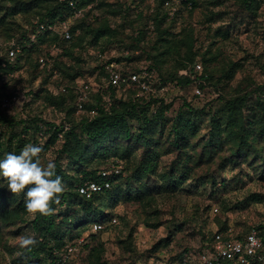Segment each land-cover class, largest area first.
<instances>
[{
  "label": "rangeland",
  "instance_id": "obj_1",
  "mask_svg": "<svg viewBox=\"0 0 264 264\" xmlns=\"http://www.w3.org/2000/svg\"><path fill=\"white\" fill-rule=\"evenodd\" d=\"M125 1L129 6L125 24L119 13L110 12V6L106 3L100 8L101 15L111 19L116 29L114 39L120 43L103 41L100 43L102 47L94 49L86 42L85 48L74 49L71 56L61 55L60 61L64 66L81 72L76 80H93L95 89L108 98L107 65L114 63L122 70L152 68L160 81L168 74L177 72L176 66L184 59L189 46L195 56L194 61L200 67L197 71L210 72L211 80L204 83L195 80L184 87L161 80L156 93L150 96L137 94L138 99L148 103L146 116L155 131L154 141L160 135L157 167L143 175V194L139 197L133 191L130 198L126 195V189L139 184L130 176L147 159L142 146L129 144V138L119 147L112 145L108 148L105 157L89 163L87 170L117 168L120 171L113 176V194L99 199L104 213H110L116 223L109 225L105 222L104 230L96 233L90 230L89 225L72 227L70 237L69 232L60 228L64 243L78 248L74 259L69 262L71 264H163L166 259H173L184 251L195 255L203 247L204 239L221 228L243 233L264 220V180L259 177L261 168L258 166H264V142H256L257 150L243 164L227 163V147L211 158L200 156L203 152L201 144L209 137L212 115L219 116L224 124L225 99L246 94L248 97L242 110L245 122L254 121L250 127L256 130L261 125L259 103L264 105V2L256 4L255 13H251L240 5V0H196L195 7L176 0L179 3H174V15H168L160 27L161 31L166 30L167 33L161 36L156 31L155 20L147 17L155 7L153 0L142 4L140 0ZM22 6L34 12L26 14L24 10H19ZM14 7L18 9L16 16L11 15ZM41 7L33 0H0V17L24 27L36 12L42 11ZM139 12L143 13L141 19L136 18ZM139 30L144 31V36L136 41ZM160 37L168 39L171 44L163 45ZM172 44L175 46L161 55L165 47ZM47 49L54 57L62 52L60 46ZM21 72L24 74V69ZM49 73L50 83L44 86V92L39 91L43 73L32 81L28 76L19 81L16 77L8 81V90H14V95L26 94L31 90L32 94H39V98L21 111H7V115L14 120L32 117L38 120L13 128L0 124V160L9 153L18 155L26 144L32 143L42 147L43 163L54 162L64 136L58 135L53 142H49L53 129L51 125L69 119L74 126H78L82 117L95 115L93 111L84 113V109L79 111L77 106L73 108L72 102L54 104L53 98L60 93L56 85L60 74L55 65ZM193 75L198 76L197 73ZM128 92L113 93V104L119 105L129 96ZM162 105H169V108L162 110L161 119H156ZM69 110L71 112L68 114ZM176 121L179 127H185L183 134L190 131L189 127L194 129V134H188L194 150L179 152L169 146L172 140L171 125ZM128 124L132 137L137 123L130 119ZM18 139L24 144L23 147L18 148ZM120 148L124 158L120 157ZM187 157L191 158L185 160ZM63 168L69 175H75L78 170L73 163L67 165L65 161ZM173 174L176 186L168 188L169 176ZM76 203L82 201L77 199ZM0 204L3 210L9 209L17 214L9 220L4 215L6 218L0 223V264L24 262L19 258L23 249L18 247L15 237L35 234L37 241L40 238L32 228L33 218L24 208V194L13 195L3 178H0ZM65 206L55 209L54 214L57 211L65 213ZM61 220L58 218L56 225ZM12 221L13 224H6ZM91 235L95 239L91 240ZM86 243L87 247L84 246ZM44 264H48V261Z\"/></svg>",
  "mask_w": 264,
  "mask_h": 264
},
{
  "label": "trees",
  "instance_id": "obj_2",
  "mask_svg": "<svg viewBox=\"0 0 264 264\" xmlns=\"http://www.w3.org/2000/svg\"><path fill=\"white\" fill-rule=\"evenodd\" d=\"M78 7H86L90 3H97L94 9L97 12V16L94 19H78L72 25L73 36L70 40L62 39L58 34H42L37 38L32 39V30L29 27L32 25L33 21H38L40 23H55L57 20L67 19L69 17V7L65 1L60 0H33L35 3H40L42 5L41 12H36L34 17H31L29 21L24 25V27H18L15 21H0V44H4L12 38L16 39L21 44V49L19 53L13 58V60L3 59L0 60V96L9 97L14 95L16 92L14 90H8V81H11L16 77V80L19 81L24 76L32 79L38 77V74L43 73L40 79V92L43 91L44 86L50 83L51 74L53 66L59 71V78L56 82L57 87L59 88V95L56 98H53L54 104L63 105L66 101L73 103V108L77 106V84L76 78L80 77L81 72L76 69L73 70L71 67H66L60 61V57L71 56L73 50L76 48L84 47V43L89 42L88 46L91 48H100L101 42L107 43H120V41H115L114 36L116 35V29L113 27L111 19L106 15L102 16L100 13V8L105 5L110 6L111 13H119L123 18V23L125 24V18L127 17L129 6L126 4L125 0H75ZM147 0H140V4ZM182 3L188 5L191 4V7L196 6V0H180ZM155 7L151 10V13L147 16L153 18L156 23V31L162 36L166 34L167 31H161L160 27L162 23L168 18V9L164 5L163 0H153ZM264 2V0H240V5L243 8L248 9L251 13H255L254 7L256 4ZM181 3V4H182ZM148 7V11H149ZM19 10H24V13H33L34 11H29L27 7L22 6ZM18 9L15 10V7L11 10V15L16 16ZM3 15H6L3 14ZM141 19L143 13L139 12L137 17ZM35 18V19H34ZM132 22V21H130ZM78 30V33H74L75 30ZM144 36V31H138V38L136 41L142 40ZM160 42L163 45L171 44L168 39L160 37ZM54 46L62 47V52L56 57L52 56V68L48 69L46 67H40L38 59L41 56H49L47 48H52ZM175 44L165 47V50L161 53L166 54L167 49H171ZM44 48V50H43ZM85 48V47H84ZM43 50V51H42ZM4 52V51H3ZM195 56L191 53L190 46L187 47L186 55L183 60H180L179 64L176 66L175 74H168L166 78L160 79V81L169 80L171 84L179 85L180 87L187 86L195 80L199 82L202 81L208 82L211 80V73L206 70H201L198 72L195 70L194 65L198 64L194 61ZM130 61V60H129ZM132 61V60H131ZM156 61V58H154ZM108 61V63H110ZM100 67V69H102ZM24 69V74L21 72ZM140 69V68H139ZM122 70V69H121ZM138 69H126L122 71L133 72ZM180 70H183L185 73H178ZM43 71V72H41ZM48 74H45V73ZM198 74L193 75V74ZM37 74V75H36ZM158 79L159 76L157 75ZM53 83V81L51 82ZM165 83V82H164ZM65 87V91H61V88ZM202 87V84H200ZM107 94L112 96L114 91L110 88H106ZM29 90L26 94L30 96V101L25 103L20 107H15L13 109H20V111L32 105L36 99L39 98V94H32ZM129 91V96L124 99V101L119 102V105L112 104L108 110L103 108V93L92 92L88 100L84 103V113H90L95 111L93 117H82L80 119L78 126H74L72 121L65 119L63 122L57 125H51L52 135L49 138V142H53L58 135L64 136V142L61 148L58 151L57 159L54 161L56 165V174L62 177V182L65 185V191L59 196V203H53L51 207L55 210L61 208L62 205H66V212L57 211L56 214L49 216H40L37 215L32 221L31 225L34 231L38 233L40 241L37 242L35 247L31 250H23V253L20 255V260L24 262H19L18 264H44L48 261V264H55L58 259V255L64 250V234L63 230L71 232V228L91 225L93 223H101L104 226L105 222H109L111 218L110 213H104L102 209L103 204L99 202V199L104 195H112L115 191L114 189V179L112 178V186L109 190L95 194L91 199H85L81 197L77 192L78 185L82 184L87 180H98L100 171L98 170H87V166L92 161L97 158L105 157L106 151L108 148L113 147L112 145H121L122 142L127 143L126 141L131 138L129 144L133 146H142L144 148V155L147 154V159L143 160L140 163L139 169H134L130 178H133L139 184L131 185L130 188L126 189V195L132 198L131 192H136L139 197L143 194V186L141 184V179L145 173L148 171H154L157 167V157L160 155L158 150L160 143L158 138L154 141L155 131L151 126V120L147 118V104L143 99H138L137 90L135 88L127 90ZM15 92V93H14ZM44 92V91H43ZM144 96H150L151 94H142ZM247 95L235 96L231 99H225L226 113L224 124L221 121V118L216 114H213L210 120V131L207 141L202 143L203 152L200 153V156L207 155V158H211L212 155L216 154L217 151H224V148L227 147V163L229 164H243L246 162L248 156L257 150L256 142H264V105L259 103V110L261 112V125L256 130L250 127L254 121L245 122L243 117V107L247 101ZM161 103H163L160 100ZM169 105H162V109L156 114V119L162 118V110L168 109ZM12 110V109H11ZM7 111L10 110H1L0 109V124L7 127L13 128V126L20 124L35 123L38 119L35 117L29 118L27 120H14L12 116L7 115ZM71 110L68 111V114ZM133 119L137 123V128L131 136V129L128 121ZM256 124V123H255ZM64 127H67L65 130ZM78 128V130H77ZM185 127L178 126L177 121L172 122L170 131L172 132V140L169 141V146L173 149L178 150L179 152H185L187 149L194 150V144L189 143L188 134H194L193 128L189 127L186 134H183L182 131ZM248 128V129H247ZM26 130L27 127H24ZM149 136V137H148ZM153 139V141H151ZM18 148L23 147V143L18 139L17 141ZM127 146V145H126ZM151 154V155H150ZM120 157L124 158V152L120 148ZM191 157L185 158L188 159ZM66 162L67 165L73 163L74 166L78 168L75 175H69L63 168V162ZM261 168V174L259 177L264 180V166L258 164ZM78 174L80 175L78 177ZM171 180L168 182V188H174L176 186V181L174 174L169 176ZM119 192V191H118ZM116 193V192H115ZM117 195V193L115 194ZM80 199L82 203H76V200ZM5 210V209H4ZM1 208L0 204V223L6 217L7 220L17 216V214L12 210H5ZM62 219L59 225H56V220ZM16 219V218H14ZM13 219V221H14ZM107 219V220H106ZM6 220V221H7ZM11 222H6V224H13ZM110 225V224H109ZM105 226L97 231L101 232L104 230ZM1 229V224H0ZM250 229V228H249ZM227 228H221L218 232L226 231ZM71 236V233L69 234ZM96 233V232H93ZM236 235H243V233L233 232ZM213 235L211 237L204 239L205 243H211L213 240ZM205 238V237H204ZM90 239H95L94 235L90 236ZM85 247L88 246V243L84 244ZM204 247V245H203ZM201 247L200 250L203 249ZM190 252V251H184ZM183 253L179 254L173 259L166 260H177L180 259ZM71 264V263H68ZM223 264H231L230 262H225Z\"/></svg>",
  "mask_w": 264,
  "mask_h": 264
},
{
  "label": "built area",
  "instance_id": "obj_3",
  "mask_svg": "<svg viewBox=\"0 0 264 264\" xmlns=\"http://www.w3.org/2000/svg\"><path fill=\"white\" fill-rule=\"evenodd\" d=\"M65 1L69 7V17L63 20H57L55 23H40L33 21L29 27L32 30V39L37 38L42 34H58L64 40H70L73 36L72 25L78 19L92 20L98 14L94 7L97 3H90L86 7H78L75 0H60ZM164 5L168 9V15H174V3H179L176 0H163ZM190 7L191 4L188 3ZM74 33H78L76 29ZM21 44L14 38L4 44H0V60L13 58L19 53ZM4 51V52H3ZM52 53L49 56H41L38 59L40 67L48 69L52 66ZM195 70L199 69V65H194ZM181 73H185L182 71ZM106 88H110L114 93L135 88L138 95L156 93L160 81L157 79L155 71L152 68L142 67L137 71H122L116 64L111 63L106 66ZM94 81L76 80L78 98L77 109L83 110L84 103L88 100L92 92H98L93 86ZM65 91V87L61 88ZM105 98V97H104ZM29 101L26 94L12 95L9 97L0 96V109L11 110L15 107H20ZM113 104L112 96H108L103 101V108L108 110ZM95 112V111H93ZM66 130L67 127H64ZM117 168L112 170L105 169L100 171L98 180H87L78 185V194L85 198L91 199L95 194L107 191L112 186V178L119 174ZM109 224L116 223L115 218H111ZM101 223H93L90 230L97 232L103 228ZM78 248L75 245H65L64 250L58 255L55 264H68L74 259ZM230 262L231 264H264V220L257 225H253L247 232L241 236L236 235L230 229L223 232L216 231L213 235L211 243H205L202 250L199 252L183 253L180 259L166 260L163 264H223Z\"/></svg>",
  "mask_w": 264,
  "mask_h": 264
},
{
  "label": "clouds",
  "instance_id": "obj_4",
  "mask_svg": "<svg viewBox=\"0 0 264 264\" xmlns=\"http://www.w3.org/2000/svg\"><path fill=\"white\" fill-rule=\"evenodd\" d=\"M42 151V147L28 143L18 155L9 153L0 160V178L6 181L13 195L24 194V208L33 219L37 215L54 214L51 205L59 203V196L65 191L62 177L56 174L55 163L42 162ZM15 240L23 250H31L38 242L35 234L20 235Z\"/></svg>",
  "mask_w": 264,
  "mask_h": 264
}]
</instances>
